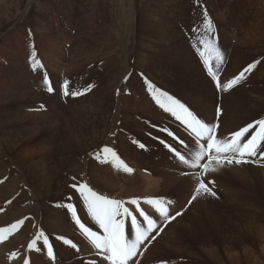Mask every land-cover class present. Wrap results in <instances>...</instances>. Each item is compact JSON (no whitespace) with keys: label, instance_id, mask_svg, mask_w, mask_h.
Instances as JSON below:
<instances>
[{"label":"rangeland","instance_id":"1","mask_svg":"<svg viewBox=\"0 0 264 264\" xmlns=\"http://www.w3.org/2000/svg\"><path fill=\"white\" fill-rule=\"evenodd\" d=\"M258 1L262 12L257 17L255 2L250 12L237 0H0V229L23 221L4 233L0 264L23 259L24 264H102L103 257L75 223L78 217L100 231L80 195L82 183L124 201L138 221L143 222V210L162 227L141 245L135 264H264V231L247 226L252 220L264 224L261 201L256 218L245 225L230 219L235 213L229 207L238 203L226 197V188L234 197L240 165L203 173L178 164L160 141L178 145L162 129L187 139L186 129L155 102L149 88L167 92L218 124L219 138L263 119V103H245L251 88L262 86L252 75L264 67V0ZM205 16L223 54L222 62H213L221 85L255 64L233 87L247 106L233 128L221 120L223 94L233 88H217L199 55L200 39L207 38ZM33 53L42 68L33 70ZM45 75L54 93L47 91ZM64 81L70 91L84 94L64 96ZM105 147L116 156L103 153ZM186 171H200L217 195L192 200L194 177ZM152 198L166 199L172 215L182 214L166 224L147 203ZM134 199L137 205L131 204ZM41 232L55 259L47 254Z\"/></svg>","mask_w":264,"mask_h":264},{"label":"snow or ice","instance_id":"2","mask_svg":"<svg viewBox=\"0 0 264 264\" xmlns=\"http://www.w3.org/2000/svg\"><path fill=\"white\" fill-rule=\"evenodd\" d=\"M205 20V34L207 38L201 37L200 39L203 50L199 52V55L203 57V62L207 65V73L214 79L216 87H222L225 91L231 90L245 78V73L254 68L255 64L249 65L227 84L221 85L217 72L214 71L213 62H222L223 54L216 46L215 37L211 33V20L207 16H205ZM32 61L33 70L43 67L40 61L35 59V53H33ZM44 83L49 93L56 91L52 87L51 80L47 75L44 77ZM69 83V81H64L61 85L64 96L75 97L84 94L81 91H70ZM149 88L153 92L155 102L179 122L182 128L186 129L185 135L187 139L177 137L167 128L162 129L178 145V147H173L165 140L160 141L162 144H165L178 164L186 166L188 169H197L202 170L203 173H208L215 172L218 167L224 164L241 165L249 163V158L255 157L257 154H260L264 158V119H258L246 124L239 130L232 132L229 137L219 138L217 135L218 124L206 122L195 110L186 106L181 100L174 98L167 92L155 89L151 84H149ZM217 111L219 113L220 109H217ZM102 152L106 154L110 153L113 157L116 156L113 150L108 147L103 148ZM97 158L99 159L100 157ZM120 163H123V161H120ZM213 164L215 166H212ZM125 168H127V165H125ZM127 170L131 171V169ZM185 174H191L194 177L195 187L192 200H195L201 194L217 195L215 191L203 182L200 171L191 173L186 171ZM209 183H214V181H209ZM73 187H77V185H73ZM78 188L84 203L87 205V210L91 214L92 220H94L100 230H93L92 227L86 226L77 217L75 223L84 236L87 237L91 245L107 264H135V258L141 252V245L149 240L150 237L155 239V236L152 235L154 232L162 231V227L158 221L148 216L143 210L140 212L143 222L138 221L137 216L130 212L129 207L125 206L124 201L100 195L86 183L80 184ZM147 203L154 206L155 211L164 221H171L176 216L182 214V212H177L175 215H172L170 213L169 202L166 199L152 198L147 200ZM131 204L137 205L138 201L134 199L131 201ZM67 207L72 210V215L76 217L77 214L73 205L68 204ZM129 217L130 223H128ZM22 224L23 221L21 220L9 227L0 229V242L4 240V233L17 230L18 226ZM39 235L40 237H44L43 244L47 246V254L49 257L55 259L53 247L48 238L44 236L43 232ZM64 243L71 245L73 248L76 247L71 240L65 239ZM35 245L36 240H33L29 247L32 248Z\"/></svg>","mask_w":264,"mask_h":264},{"label":"bare ground","instance_id":"3","mask_svg":"<svg viewBox=\"0 0 264 264\" xmlns=\"http://www.w3.org/2000/svg\"><path fill=\"white\" fill-rule=\"evenodd\" d=\"M70 1V0H69ZM93 1V0H92ZM95 1V0H94ZM227 0H224V4L226 3ZM240 4V6L242 8H246L248 9L250 12H252V8H248L249 5H252L253 2L256 3L255 7H254V10L252 13H256L258 8H259V12L257 13V17L261 15V10H260V2L258 0H237ZM97 2V1H96ZM95 4V3H94ZM104 4V3H103ZM97 4H95L94 6H96ZM264 8V6H262ZM95 8V7H94ZM192 8V7H191ZM197 8V7H196ZM227 10L226 8V5L224 6V10H223V13H225ZM197 13V12H196ZM194 14V13H193ZM209 14V13H208ZM207 14V15H208ZM64 18V17H63ZM67 18V17H66ZM209 19V18H208ZM254 21V18L252 16H250V22H253ZM216 24V23H215ZM205 25H206V22H205ZM218 32H222V31H219L217 29ZM224 31V30H223ZM223 74V73H222ZM221 74V75H222ZM255 75V78H256V82L254 80L255 83L257 82H260L259 84H261L262 86L260 88H251V94L248 98V100L245 102L247 104V106H249L250 104H254V105H258V104H264V67L263 66H259L255 72L252 73V75ZM223 75H230L229 73H224ZM236 77V76H235ZM229 79V77H228ZM228 79H226L225 81H227ZM257 80H260V81H257ZM223 83V82H222ZM227 84V83H226ZM260 86V85H259ZM236 88H233L229 94H227L226 92L223 94L225 97H224V102H225V105H226V108L223 109V114L221 116V120H224V121H227L228 123H231V128H233V123L234 121L238 118V116L245 110V103H243L241 101V99H239L237 96H236ZM247 99V98H246ZM194 104V103H193ZM224 105V106H225ZM261 106V105H259ZM253 107V105H252ZM251 107V108H252ZM250 111V110H249ZM253 111V110H252ZM245 115V113H244ZM12 116V115H11ZM264 119V117H263ZM208 122V121H206ZM210 123V122H209ZM226 132L228 131H232L231 130H228V128L225 130ZM7 134L8 133V130H6ZM11 135V134H10ZM2 151V150H1ZM158 161V160H157ZM40 162V161H39ZM38 162V163H39ZM35 163V162H34ZM37 163V162H36ZM43 167V166H42ZM241 167V169H240ZM240 167L238 168L239 170L238 171V189L236 190V194L234 195V197H232V195L230 194V191H229V188H226L227 189V195L226 197L228 199H233L234 202L238 203L237 206H230L229 208L235 213L234 216H232L230 219L234 218L235 220H237V223H242L243 225L246 224V222L249 220V219H253V218H256V211H257V201H261V205H264V158H262L260 156V154H257V156L255 157H252V161H250L249 163H245V164H241ZM37 168V167H36ZM41 170V169H40ZM39 171V170H38ZM46 171V169H45ZM21 172V171H19ZM42 172V171H40ZM44 174V173H43ZM23 176V175H22ZM36 172H35V175H34V179H36ZM41 176V174H40ZM47 179V178H46ZM51 179V178H50ZM41 181V180H40ZM45 181V180H44ZM38 181L35 180V184L37 183ZM49 182V181H48ZM39 184V183H38ZM42 184V182H41ZM46 184V183H44ZM51 183H49L48 185H50ZM35 186V185H34ZM44 186V185H42ZM46 186V185H45ZM52 186V185H50ZM17 187V186H16ZM56 187V186H55ZM34 188V187H33ZM33 188H30V189H33ZM54 188V187H53ZM17 189V188H16ZM36 189V188H35ZM38 189V188H37ZM40 189H41V186H40ZM42 190V189H41ZM52 190V189H51ZM50 190V191H51ZM45 191V190H44ZM49 191V190H47ZM17 192V191H16ZM55 192V191H53ZM52 192V194H53ZM59 192H60V195H61V189H59ZM32 193V192H31ZM47 193V192H46ZM56 193V192H55ZM35 194V193H34ZM44 194V193H43ZM47 195V200L52 202V200H50L48 194ZM59 195V194H57ZM23 196H26V195H23ZM22 196V197H23ZM38 196V195H36ZM40 196V195H39ZM42 198V197H41ZM40 200V199H38ZM31 203V202H30ZM39 203V202H38ZM45 204V203H44ZM48 205V204H47ZM63 205V204H62ZM50 207V206H49ZM36 208V207H35ZM37 209V208H36ZM46 207H45V211H46ZM23 210V209H22ZM33 210V209H32ZM37 211V210H36ZM36 211H34L35 213H33L34 215L36 214ZM51 212V211H50ZM211 212V210H210ZM260 213H264V211L260 212ZM41 214V213H40ZM43 214V213H42ZM48 214V212H47ZM46 214V215H47ZM50 214V213H49ZM48 214V215H49ZM33 215V216H34ZM52 215V214H51ZM40 216V215H39ZM38 216V212L36 214V218H39ZM57 216V215H56ZM42 217V216H41ZM50 217V216H49ZM53 217V216H52ZM51 218V217H50ZM56 218V217H55ZM69 218V217H68ZM54 219V218H53ZM35 220V219H34ZM48 221V220H47ZM50 221V220H49ZM169 221H166V224H168ZM47 224V223H46ZM52 224V223H51ZM53 226V225H52ZM66 227L68 225H65ZM248 227H251V228H256V229H260V230H263L264 231V224L263 223H260L259 220H252L251 221V224L247 225ZM246 226V227H247ZM44 227H46L44 225ZM48 227V226H47ZM59 227V226H58ZM70 227V226H69ZM67 227V228H69ZM213 227H214V221H213V218L210 215H208V222H207V233H208V236L211 240L212 237V233L214 232L213 230ZM240 227V226H239ZM245 228V227H243ZM64 229V228H63ZM56 230V228H55ZM66 230V229H65ZM64 230V232H65ZM251 230V229H250ZM67 231V230H66ZM71 232V230H68ZM67 231V232H68ZM72 233V232H71ZM247 233V231H246ZM258 234H260L258 232ZM261 237V236H260ZM234 241V240H233ZM89 246V245H88ZM143 246V245H142ZM61 255V254H60ZM6 256V255H5ZM22 256V255H21ZM146 256V255H145ZM61 258V257H60ZM24 260V259H23ZM23 260H19V264H24L23 263ZM33 260V259H32ZM206 259H204L205 261ZM17 261V260H16ZM208 262V260H206V263ZM46 264V263H45ZM102 264H107V262L103 261Z\"/></svg>","mask_w":264,"mask_h":264}]
</instances>
